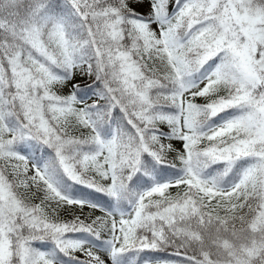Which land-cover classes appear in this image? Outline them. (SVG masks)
I'll use <instances>...</instances> for the list:
<instances>
[{
	"label": "snow or ice",
	"instance_id": "snow-or-ice-1",
	"mask_svg": "<svg viewBox=\"0 0 264 264\" xmlns=\"http://www.w3.org/2000/svg\"><path fill=\"white\" fill-rule=\"evenodd\" d=\"M0 264H264V0H0Z\"/></svg>",
	"mask_w": 264,
	"mask_h": 264
},
{
	"label": "rangeland",
	"instance_id": "rangeland-1",
	"mask_svg": "<svg viewBox=\"0 0 264 264\" xmlns=\"http://www.w3.org/2000/svg\"><path fill=\"white\" fill-rule=\"evenodd\" d=\"M97 214H99V213H97Z\"/></svg>",
	"mask_w": 264,
	"mask_h": 264
}]
</instances>
